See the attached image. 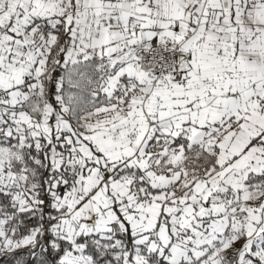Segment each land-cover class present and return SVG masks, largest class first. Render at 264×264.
Returning <instances> with one entry per match:
<instances>
[{
  "label": "snow or ice",
  "instance_id": "obj_1",
  "mask_svg": "<svg viewBox=\"0 0 264 264\" xmlns=\"http://www.w3.org/2000/svg\"><path fill=\"white\" fill-rule=\"evenodd\" d=\"M0 264H264V0H0Z\"/></svg>",
  "mask_w": 264,
  "mask_h": 264
}]
</instances>
